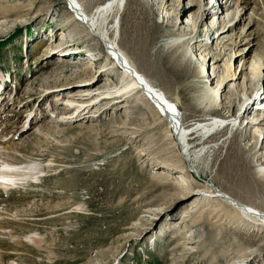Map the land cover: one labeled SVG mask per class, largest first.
<instances>
[{
	"label": "rangeland",
	"instance_id": "1",
	"mask_svg": "<svg viewBox=\"0 0 264 264\" xmlns=\"http://www.w3.org/2000/svg\"><path fill=\"white\" fill-rule=\"evenodd\" d=\"M79 1L91 11L109 0ZM217 1L228 9L221 19L203 16L211 0H124L119 21L123 50L175 105L187 130L216 125L244 103L233 107L229 87L216 114L196 103L205 86L217 85L227 60L238 72L243 60L236 53L246 48L264 65V0ZM68 15L64 0H0V68L15 73L14 88L6 83L0 95V164L31 172L7 189L0 185V264H264V223L223 197L204 196L212 185L264 214L257 172L264 126L256 123L264 113L242 112L232 131L216 128L205 142L191 136V152L211 145L193 164L196 173L161 110L127 89L128 78L105 52L91 61L76 40L82 64L62 67L68 47L55 46L72 24ZM169 38L182 42L171 49ZM77 75L80 82L71 81ZM95 80L92 91L119 92L123 110L107 101L93 109L95 120L65 124L62 117L74 112L64 110L68 96Z\"/></svg>",
	"mask_w": 264,
	"mask_h": 264
},
{
	"label": "bare ground",
	"instance_id": "2",
	"mask_svg": "<svg viewBox=\"0 0 264 264\" xmlns=\"http://www.w3.org/2000/svg\"><path fill=\"white\" fill-rule=\"evenodd\" d=\"M64 1L68 3L69 10L72 13L71 17L68 15L69 17L64 18L66 19L65 23L72 24L70 26L65 24V26H67V31L65 32L64 30L63 32L65 36L62 37L59 44L55 46L56 50L58 48L61 49L68 47V49H63L66 52V55L60 54L61 52L59 53L62 57L59 60V63L63 65L62 67H64L65 65L66 68L71 67V69H75L77 65L80 66V64H82L81 62L83 54L79 53L76 50H73L72 48L76 40H79L81 43L87 45V51L84 53V55H88L87 59H90L91 61L101 59L103 55L102 52H105L108 60L111 59L114 64L119 66L118 68L121 69L122 75L128 78L129 83L127 89H138L148 100L152 102L153 105H157L156 107L159 109V112L161 110V113L163 114L162 116L165 117V121H167V124L170 126L173 136H175L176 141L181 146L185 160L189 163H192L190 164L192 165V171L198 173V170L194 167L193 164L196 163L201 156L210 151L211 145L210 147L208 145H203L197 150L191 152L188 144L189 140H191V136L193 138L198 137L201 141L205 142V140L210 137L207 134L211 133L216 128L228 127L230 131H232L237 126L238 121H240V119L242 118V112H244V115L251 113L252 111H256L257 113H264V104L261 103L262 100L264 103V88H262L264 86V65L261 63V60L259 58L249 57L250 52L247 53V49L245 48L244 50L238 51L236 53L237 58L242 57L241 59L243 60L241 62V65L239 66L238 72L235 71L237 65H234L231 60H227L226 66L221 72V76L217 79V85H215L214 87L205 86L195 99L198 106H201L206 111H209V113L216 114V108L222 105L221 102L223 103V101L220 99L223 90L229 87L230 93L228 97L230 103H233V107H235L237 104L242 103V99H244V103L241 105V108L238 110L236 115L225 116L224 118L220 119V121L216 125H212L209 127L193 128V130L185 129L182 126V116L180 115V113H177L178 110L176 109L175 105L171 104L167 96L163 92L156 89L152 85V83H150L147 78L140 73L134 62H132L131 58L123 50L121 46V38H116L118 33L119 21L121 20L120 18L125 8L124 0H109L108 2L97 4L96 7L91 11L88 10L87 7L83 6V3L79 0ZM225 4L226 3L224 1L211 0V3L208 6L202 7L203 16H206L207 18L209 16H214L215 18L221 19L222 15L224 16L225 12L228 10ZM232 27L233 26H230V29L225 28L221 30V32L225 34L226 32L230 31ZM181 42V38H169L166 41L165 46L172 49L178 47ZM240 43H247L244 37H242ZM68 50L72 51L69 52ZM177 51H179V49ZM178 54L179 52H175L174 56H177ZM76 72L82 74V70L77 69ZM241 78L244 79V83L240 84L241 90L238 91V88L237 92L232 91V89H230V86H237ZM78 79H80L79 75L71 78V81L80 82L78 81ZM95 83L96 80L91 83L93 84L92 86L91 84L87 83H78L81 84L80 86L82 90H85L81 91L80 94H71L70 96H68V98L64 102V110L68 111L72 109L74 110V112L68 118L62 117V120L65 124L73 125L72 122L78 119H81L83 121H89L91 119L92 121L95 120V117H92L91 115L93 109L97 107L98 104H102L103 102L106 103L107 101L109 109L116 111L118 110V112L123 110V103L125 101V98L120 97L119 99V92H93L92 89H95L97 87H94ZM102 88L107 89L108 87L106 88L104 86ZM100 89L101 88H99L98 91ZM250 89H253V92L251 95H248ZM112 94L117 95L113 96ZM129 101L132 102L131 99H129ZM232 105H227V107L232 108ZM242 107L246 110L243 111ZM30 123H32L31 119L29 121V124ZM250 123L252 122L250 121ZM256 123L260 126H264V121H256ZM258 132L260 133V138L262 136L264 137L263 129L258 130ZM225 139L226 138H224L223 141ZM51 164L53 163L49 161L46 165L49 167ZM257 172L260 177H264V167H259ZM30 174L31 172L23 170L21 167L14 163L7 162L4 164H0V185L2 186V188L7 189L8 186L11 187L15 185L18 180H24V177L29 176ZM210 187L212 192H208V194H204V196H220L221 198L223 197L227 203L236 208L244 216H250L264 223V214L254 210L253 208L246 207V205L230 197L228 194L221 192L219 189H215L214 186L210 185ZM197 193L201 194L200 191ZM151 215L155 216V214ZM151 215L148 216L150 217L148 219L150 221ZM30 237L33 238L34 236ZM245 262L246 260L239 263L236 262L235 264H245Z\"/></svg>",
	"mask_w": 264,
	"mask_h": 264
}]
</instances>
